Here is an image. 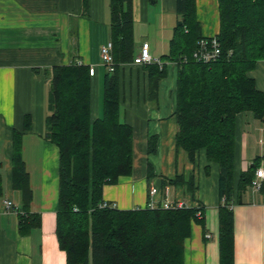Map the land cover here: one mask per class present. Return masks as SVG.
I'll use <instances>...</instances> for the list:
<instances>
[{"label": "crops", "instance_id": "obj_1", "mask_svg": "<svg viewBox=\"0 0 264 264\" xmlns=\"http://www.w3.org/2000/svg\"><path fill=\"white\" fill-rule=\"evenodd\" d=\"M132 5L135 56L147 43L152 59L163 63L165 71L151 99L147 69L133 61L120 65L119 120L133 131V163L129 174L103 186V199L122 210L147 207L151 200L159 206L168 187L170 200L184 201L187 206L201 204V221L191 223L184 241L183 264H220L218 165L208 163L204 150L192 163L175 145L178 66L161 57L169 53L178 19L176 0H132ZM195 5L202 35L216 34L218 1L195 0ZM109 25V0H0V264H67L55 235L59 150L46 137L52 68L76 61L94 66L91 118L101 116L107 68L101 62L100 48L111 41ZM248 75L264 92V60ZM153 135L156 150L148 153L147 142ZM16 154L24 162L32 190L25 210L21 191L13 187ZM258 167L264 168V120L244 111L236 118L230 204L234 264H264V192L252 187L253 177L245 189L237 190L241 174ZM177 174L194 175L193 192L168 182ZM153 186L158 191L151 196ZM6 199L18 212L5 209ZM21 215L26 218L23 225Z\"/></svg>", "mask_w": 264, "mask_h": 264}, {"label": "trees", "instance_id": "obj_2", "mask_svg": "<svg viewBox=\"0 0 264 264\" xmlns=\"http://www.w3.org/2000/svg\"><path fill=\"white\" fill-rule=\"evenodd\" d=\"M217 1L219 31L204 36L195 0H176L178 19L169 53L161 59L175 61L178 66L176 150L184 151L192 163L204 150L208 163L218 165L219 260L220 264H234L230 204L236 118L251 111L264 120V92L248 75L264 60V0ZM109 12L114 70L107 71L104 78L101 116L91 118L88 65L76 61L52 68L46 137L59 150L57 242L66 253L67 264H183L184 241L191 223L201 221L197 212L203 213L204 206L122 210L102 205L103 186L129 174L133 163V131L119 120V68L135 57L132 0H109ZM213 36L220 43L219 58L210 63L193 60L198 40ZM184 55L189 60H182ZM143 66L152 99L165 65L151 62ZM156 142L155 135L148 139V153L156 150ZM254 170L241 174L238 192L251 182ZM168 182L181 184L188 192L195 189L193 174L187 178L177 174ZM13 187L21 191L22 209H27L32 190L20 154L14 157ZM261 190L264 192V181ZM25 221L21 215L19 223Z\"/></svg>", "mask_w": 264, "mask_h": 264}, {"label": "built area", "instance_id": "obj_3", "mask_svg": "<svg viewBox=\"0 0 264 264\" xmlns=\"http://www.w3.org/2000/svg\"><path fill=\"white\" fill-rule=\"evenodd\" d=\"M220 49H221L220 43L215 36L211 38H202L198 40L197 47L192 52L191 58L195 60L196 62L210 63L219 58L220 52H221ZM100 57H101V62L107 68V71L112 72L114 70V60H113V55H112V42L111 41L101 46ZM182 60L187 61L189 60V58L186 55H184ZM133 62L135 64L145 65L151 62H157V60L155 61L152 59L150 52H149L148 44L143 43L140 48L139 53L134 57ZM89 73L91 75L95 73L94 66L92 65L89 66ZM263 180H264V168L263 167L255 168L253 180L251 182L252 187L256 189H260L261 182ZM157 191H158L157 187L153 186L149 189V194L153 196L155 193H157ZM168 192H169V188L166 187L165 188V199L159 206H157L154 203V201L151 200L149 201L147 207L151 209L156 208V207L168 209V208H181V207L187 206V204L184 201L170 200L167 197ZM107 204L115 207V204L113 202H108V201H104L102 205L105 206ZM4 207L6 210L18 212L17 207L9 199H6L4 201ZM201 216H202L201 211H198L197 217L200 218Z\"/></svg>", "mask_w": 264, "mask_h": 264}, {"label": "rangeland", "instance_id": "obj_4", "mask_svg": "<svg viewBox=\"0 0 264 264\" xmlns=\"http://www.w3.org/2000/svg\"><path fill=\"white\" fill-rule=\"evenodd\" d=\"M208 25H211V24L208 23ZM89 75H90V76H93V75H91L90 73H89ZM195 205H199V204L197 203V204H195ZM115 207H116V206H115Z\"/></svg>", "mask_w": 264, "mask_h": 264}]
</instances>
